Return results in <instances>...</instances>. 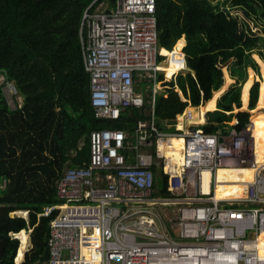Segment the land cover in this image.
<instances>
[{
    "label": "built area",
    "instance_id": "built-area-1",
    "mask_svg": "<svg viewBox=\"0 0 264 264\" xmlns=\"http://www.w3.org/2000/svg\"><path fill=\"white\" fill-rule=\"evenodd\" d=\"M156 0H92L78 36L89 101L97 120L148 106L133 132L105 128L89 136L86 165L55 181L57 205L48 259L30 264H264V158L253 123L207 133L184 128L194 110L157 127L155 99L183 73V48L161 52ZM178 70L166 77V66ZM7 93L16 94L12 84ZM182 123V124H181ZM223 125V124H222ZM219 169L251 170L250 180L217 178ZM156 174L165 184L156 187ZM233 184L225 196L218 188ZM27 219V211L13 212ZM30 229L23 230L27 239ZM19 241L17 233L9 234ZM27 242V240H26ZM19 250V249H18ZM30 250L26 243L21 260Z\"/></svg>",
    "mask_w": 264,
    "mask_h": 264
},
{
    "label": "trees",
    "instance_id": "trees-1",
    "mask_svg": "<svg viewBox=\"0 0 264 264\" xmlns=\"http://www.w3.org/2000/svg\"><path fill=\"white\" fill-rule=\"evenodd\" d=\"M91 1L0 0V264H14L19 241L11 233L21 240L16 258L21 260L27 240L22 230L28 229L31 248L21 264L48 259L50 221L58 211L45 217L38 214L60 203L54 185L65 166L87 164L92 131L112 128L131 133L146 118L147 105L126 108L113 121L93 116L78 36L82 13ZM156 4L161 52L175 44L180 49L179 39L184 38L186 67L199 84L194 81L199 95L192 106L204 104L198 108L200 120L215 109L209 121L216 124L208 122L201 129L211 133L218 127L230 128L233 107L246 110L250 89L253 133L264 145V0H156ZM224 65L229 77L224 74L219 87L221 82L212 80L222 76ZM259 65L263 81L251 86L253 72L260 75ZM164 70L170 78L178 68L170 65ZM231 79L234 83L224 93ZM6 83L22 97L14 110L3 93ZM185 106L173 91L156 96L157 127L168 131L167 124ZM234 116L238 120L234 128L248 122L247 112ZM163 177L156 174V187L165 184ZM218 177L231 182L238 172L220 169ZM17 211H27V219L10 215Z\"/></svg>",
    "mask_w": 264,
    "mask_h": 264
},
{
    "label": "crops",
    "instance_id": "crops-1",
    "mask_svg": "<svg viewBox=\"0 0 264 264\" xmlns=\"http://www.w3.org/2000/svg\"><path fill=\"white\" fill-rule=\"evenodd\" d=\"M179 40H182L183 41V46H182V48L185 46V40H184V38L182 37V38H180ZM186 71H188V72H190V70L187 68L184 72H186ZM227 76H228V74H227V72L225 73ZM249 75V74H248ZM253 76H254V78H253V82H252V84H251V86L253 85V83H254V81L255 82H257L258 81V83H259V86H260V84H261V82L263 81V73H262V71H261V68H260V75L258 76V75H254L253 74ZM229 77V76H228ZM247 79H248V77H247ZM3 80V77L2 76H0V81H2ZM257 80V81H256ZM169 82V80H166V82H165V84L161 87V88H163V87H165V85L167 84ZM234 83V80H232L231 79V83H230V85H232ZM7 84L8 83H6L5 84V86L3 87V93H4V95H5V98H6V100H7V102H8V105H9V107H10V109L11 110H14V109H16V108H18V107H20L21 106V104H22V98L21 97H17V101H16V104H12V103H10L9 102V98H11L12 96H10V94H8L7 93ZM9 84H12V83H9ZM13 85V84H12ZM229 85V88L231 87ZM14 86V85H13ZM251 88V87H250ZM172 91L173 92H175L177 95H178V97H179V99H180V101L182 102V103H184V104H186V106H185V108H184V110L185 109H191V107L193 108V110H194V119H193V122H191V123H186V124H184L183 125V127L184 128H188V127H191L192 129H196V128H199V129H201V127L200 126H203V125H206V123H208V122H211V123H213V124H216L214 121H209V117H208V115H204V117H201L202 118V120H200V116H199V113H198V108H199V106L202 104H200V102H198V106H192L191 104H190V102L188 101V99L187 98H185L183 95H182V93L180 92V90H178V88L177 87H174L173 89H172ZM249 91H250V89H249ZM249 91H248V100H247V106H246V110H240V108H236L235 106L233 107V111H232V113H233V116H232V119H231V121H235L237 118L234 116V115H236L238 112H247L249 115H250V111L251 110H249L248 109V103H249ZM213 93V92H212ZM258 93H259V89H258ZM223 95V94H222ZM221 95V96H222ZM156 96H163V97H166L167 96V94L166 93H159L158 95H156ZM220 96V97H221ZM219 97V98H220ZM257 101H258V97H257ZM256 104H257V102H256ZM256 106V105H255ZM215 110V109H214ZM214 110H211V112L212 111H214ZM237 111V112H236ZM207 112V111H206ZM210 112V111H209ZM248 120H250V117H248ZM229 123V122H228ZM182 124V123H181ZM217 130V129H216ZM234 181V180H233ZM28 214V213H27ZM23 231V230H22ZM26 243H29V235H28V239H27V242ZM30 244V243H29ZM19 247H20V245H19ZM19 247H18V249H19ZM30 248H31V246H30Z\"/></svg>",
    "mask_w": 264,
    "mask_h": 264
},
{
    "label": "rangeland",
    "instance_id": "rangeland-1",
    "mask_svg": "<svg viewBox=\"0 0 264 264\" xmlns=\"http://www.w3.org/2000/svg\"><path fill=\"white\" fill-rule=\"evenodd\" d=\"M259 69H260V65H259ZM249 70H251V69H249ZM249 70H248V74H249ZM222 72L223 73H222V76L221 77H219V76H213L214 79L212 80V82H216V81L221 82L220 85H219V87L224 82V76H225L224 74L226 73V69L225 68L222 69ZM253 74L255 75L254 72H253ZM248 77H249V75H248ZM192 78L194 79L195 83H197V85H199L198 84V81H197V76L195 74H193V73H192ZM194 81H192L191 75L188 73V71H186V72L180 73L179 75H177L174 78L170 79L169 82L165 85V87L161 88L159 92L160 93H166L168 95V93L170 91H172V89L174 87H177L178 90H180V92L182 93V95L185 98H187L188 101L190 102V104L192 105L193 99H197L198 98V95H199L198 94V91H199L198 88H197L198 91L195 89ZM232 85H230V86H232ZM228 89H229V86L227 87V89L225 90L224 93L228 92ZM11 96L12 97L9 98V102L12 103L13 105L16 104L17 97H21L17 91H16V94L15 95H11ZM202 105H204V104H202ZM210 112L209 111L206 112V115H208L209 118L212 117V113H210ZM213 116L215 117V114H213ZM249 117H250V115H249ZM233 122H234V120L233 121H229V124H232ZM81 145H82V143H80V146ZM68 167H69V165L67 164L65 166L64 170L67 169ZM225 188H226V186H225ZM225 188H221V189H225Z\"/></svg>",
    "mask_w": 264,
    "mask_h": 264
},
{
    "label": "bare ground",
    "instance_id": "bare-ground-1",
    "mask_svg": "<svg viewBox=\"0 0 264 264\" xmlns=\"http://www.w3.org/2000/svg\"><path fill=\"white\" fill-rule=\"evenodd\" d=\"M257 140V139H256ZM258 141V140H257ZM257 151L260 152V153H263L264 154V145L258 141V145H257ZM262 158H264V155H262ZM220 170V169H219ZM218 170V171H219ZM226 170H229V169H226ZM218 171H217V178L219 179L218 177ZM238 172V177H237V180L238 179H243V180H250L251 178V175H252V172L251 170H241V171H238V170H235ZM236 180V179H235ZM232 182V181H231ZM236 186H234L233 184L230 185L229 187H227L226 185V188L225 189H221V188H218V191L219 193H217V195H222V196H225L227 194H229V192L231 190H236Z\"/></svg>",
    "mask_w": 264,
    "mask_h": 264
},
{
    "label": "water",
    "instance_id": "water-1",
    "mask_svg": "<svg viewBox=\"0 0 264 264\" xmlns=\"http://www.w3.org/2000/svg\"><path fill=\"white\" fill-rule=\"evenodd\" d=\"M225 67H226V65H224V66L222 67V69H224ZM10 215L13 216L12 213H11Z\"/></svg>",
    "mask_w": 264,
    "mask_h": 264
}]
</instances>
